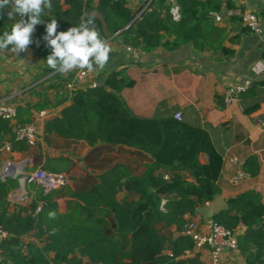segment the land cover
I'll list each match as a JSON object with an SVG mask.
<instances>
[{"label": "trees", "instance_id": "trees-1", "mask_svg": "<svg viewBox=\"0 0 264 264\" xmlns=\"http://www.w3.org/2000/svg\"><path fill=\"white\" fill-rule=\"evenodd\" d=\"M234 1L173 0L179 7L176 18L171 0H150L137 12L126 0H52L53 8L41 16L44 23L36 26L29 47L47 66L51 52L43 39L47 23L55 18L57 32L66 31L88 14L94 16L106 41L117 36L125 45L144 52L159 47L172 51L186 45L203 51L208 48V31L215 16L223 8L235 10ZM63 5L69 8L63 10ZM6 18L0 16V35L11 29ZM134 85L121 69L107 74L96 88L73 92L60 117L45 123V140L50 144L56 137L90 148L101 144L135 148L149 156L151 164L140 175L115 165L98 177L97 186L73 192L65 213L59 212L52 194L44 195L38 187V201L48 202L40 214H34L37 203L12 211L8 198L18 183L0 180V228L10 235L0 242L2 264H205L201 254L195 253L192 238L182 232L187 219L195 218L199 207L220 194L223 156L202 128L175 117L134 115L120 96ZM50 106L45 101L36 110ZM5 144L17 153L41 150L40 144L31 147L17 140L11 122L0 118V148ZM38 165L35 162L33 169ZM160 170L168 177L158 175ZM120 193L124 197L118 200ZM50 212H55L54 218ZM103 212L110 213L113 221L97 219ZM212 219L237 234L238 250L246 264H264V202L259 192L249 190L230 198ZM159 224L174 227L177 236L166 240L157 231ZM29 236L36 241H26Z\"/></svg>", "mask_w": 264, "mask_h": 264}, {"label": "crops", "instance_id": "crops-1", "mask_svg": "<svg viewBox=\"0 0 264 264\" xmlns=\"http://www.w3.org/2000/svg\"><path fill=\"white\" fill-rule=\"evenodd\" d=\"M126 2L137 12L144 10L150 0ZM234 3L235 10L223 8L215 16L208 31L206 50L199 51L192 45H186L172 51L159 47L144 52L125 45L121 38L114 36L107 40L112 52L106 67L89 72L91 81L102 84L110 72L125 69L135 85L123 90L120 96L134 115L160 119L180 113L183 122L209 133L223 156L224 165L218 181L220 194L212 202L199 207L193 218L201 226L213 220V215L225 208L227 200L246 191L256 190L264 202V76L255 78L252 72V66L264 56V1L235 0ZM10 8H5L3 15L11 25L20 17L9 19ZM68 8L63 5V10ZM244 12L259 15L260 33L249 30L241 22L240 14ZM78 71L67 75L53 72L30 47L18 55L11 49L0 53V104L17 108L19 116L13 126L20 119L24 125L36 126L39 130L38 144L41 145L35 156V151H0V164L4 163L3 160L19 162L28 159L31 165L27 169L32 171L35 162L39 164L37 168L43 169L52 163H63V170L70 177L66 187L68 203L73 201V192L97 186L98 177L117 164L130 168L134 175H140L151 164L149 156L135 148L102 144L95 148L84 146L80 158H73L54 150L47 143L45 123L60 117L61 110L70 104L72 94L65 84ZM231 87L245 89L233 101L227 102ZM45 101L51 106L36 110V106ZM250 108L253 110L247 113ZM42 110L48 111L44 120L40 119ZM71 142L83 146L82 142ZM201 161L204 162L205 158L202 157ZM157 174L168 177L164 170ZM123 197L124 193L117 196L118 200ZM9 202L13 211L17 205ZM63 209L60 211L65 212L66 206ZM25 240L36 241L33 236ZM204 254L209 257L208 251L201 253L202 256ZM237 255L225 252L222 264H234ZM241 263L245 264L244 261Z\"/></svg>", "mask_w": 264, "mask_h": 264}, {"label": "built area", "instance_id": "built-area-1", "mask_svg": "<svg viewBox=\"0 0 264 264\" xmlns=\"http://www.w3.org/2000/svg\"><path fill=\"white\" fill-rule=\"evenodd\" d=\"M171 2H173V0H171ZM172 4L171 13L177 18L179 16V7L174 4V2ZM240 19L249 30L255 33L261 32L259 15L253 12H244L240 14ZM128 50H130V48H128ZM252 72L255 78H261L264 76V56L255 62L252 66ZM99 85V82L91 81L89 72L80 70L70 82L65 84V87L72 94L77 90L96 88ZM244 89V87H231L228 90L226 101H233L234 97L243 92ZM47 116V110H42L40 112L41 120H44ZM174 117L177 120H182L180 113L175 114ZM0 118L8 120L14 125L18 119L17 108L7 104H0ZM13 130L17 140L25 141L31 147L38 144L39 130L36 126L32 124L16 125L13 126ZM0 151L12 152L10 144L2 146ZM30 165L31 161L28 159L19 162L8 160L5 163L3 170L0 172V180L3 182H6L8 179H12L15 172H23L25 174V181L18 185L17 188L9 194L8 199L17 206H25L29 201L30 192L26 189L29 186L34 185L40 188L44 195H49L64 188L68 184V179L64 174L47 171L43 168L28 171L27 168ZM21 190H23L22 193ZM55 202L58 209L64 208L65 202ZM47 205V201H39L34 214H40L43 209L47 207ZM182 235L192 238L195 245V253L201 254L203 251H208L211 264H222L225 252L237 253L239 251L237 234L213 220H210L201 226L193 219H187ZM9 237L10 235L0 228V242L8 239Z\"/></svg>", "mask_w": 264, "mask_h": 264}, {"label": "clouds", "instance_id": "clouds-1", "mask_svg": "<svg viewBox=\"0 0 264 264\" xmlns=\"http://www.w3.org/2000/svg\"><path fill=\"white\" fill-rule=\"evenodd\" d=\"M9 6L8 18L18 15L20 19L12 24L10 31L5 30L0 35V53L10 48L18 55L28 51L36 26L44 23L41 16L45 10L50 11L53 4L52 0H0V16ZM57 28V20L51 19L43 37L51 49L46 58L49 69L67 75L75 70L94 72L106 67L112 47L101 36L93 15L82 16L78 25L66 31L57 32ZM49 216L54 218L55 212H50Z\"/></svg>", "mask_w": 264, "mask_h": 264}, {"label": "rangeland", "instance_id": "rangeland-1", "mask_svg": "<svg viewBox=\"0 0 264 264\" xmlns=\"http://www.w3.org/2000/svg\"><path fill=\"white\" fill-rule=\"evenodd\" d=\"M23 123H24L23 119H20L19 123L17 125H24ZM50 145H52L51 147H53L54 150L59 151L60 153H66L65 155L72 156L73 158H76L77 156L78 157L81 156L82 149L84 146H86L85 144H83V146H82V145H78V144L73 143V142L63 141L62 139H51ZM36 152L37 151H35L33 153L34 156L36 155ZM67 159H68V157H67ZM3 161H4V163L2 165L0 164V172L3 170L4 165L6 163V160H3ZM62 166H63V163H60V164L59 163H52L46 169H47V171H52V172L64 174L67 177L68 182H69L70 181L69 174H67L66 171L63 170L64 166L63 167ZM66 187L67 186L58 190L56 193L52 194V198L56 199V200L66 199V197H67ZM26 189L30 192V199L26 203V205L23 207L29 208L31 206V204L39 202L38 201L39 191H38V188L34 185L29 186ZM62 201L65 202V206L67 208L68 199H66V201H64V200H62ZM62 210H64V209H62ZM59 212L65 213L64 211H60V209H59ZM97 217H98L97 219L107 220L109 223L113 221L112 220L113 217L110 213L103 212V213L99 214ZM156 228H157L158 233L160 235H162L166 240L170 239L171 237L177 236V232H176L174 227L173 228H167L163 224H159V225H157ZM238 252L236 253V255L238 254L237 255L238 257L234 259V264H243V263H241V261L245 262V259L241 255V253L240 252L238 253ZM201 259L203 262H205V264H211L210 258L207 255H205V254H204V256L201 255Z\"/></svg>", "mask_w": 264, "mask_h": 264}, {"label": "water", "instance_id": "water-1", "mask_svg": "<svg viewBox=\"0 0 264 264\" xmlns=\"http://www.w3.org/2000/svg\"><path fill=\"white\" fill-rule=\"evenodd\" d=\"M12 179L15 180L18 183V185H20L25 181V174L23 172H15L12 176ZM0 264H2L1 260H0Z\"/></svg>", "mask_w": 264, "mask_h": 264}, {"label": "bare ground", "instance_id": "bare-ground-1", "mask_svg": "<svg viewBox=\"0 0 264 264\" xmlns=\"http://www.w3.org/2000/svg\"><path fill=\"white\" fill-rule=\"evenodd\" d=\"M23 192V190H21V193Z\"/></svg>", "mask_w": 264, "mask_h": 264}]
</instances>
